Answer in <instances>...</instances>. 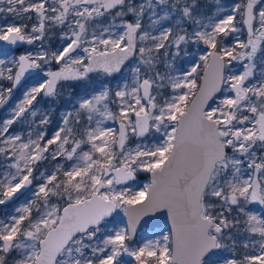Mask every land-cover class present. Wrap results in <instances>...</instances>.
<instances>
[{"label":"snow or ice","instance_id":"6c2138e0","mask_svg":"<svg viewBox=\"0 0 264 264\" xmlns=\"http://www.w3.org/2000/svg\"><path fill=\"white\" fill-rule=\"evenodd\" d=\"M215 2L0 0V264H264V0Z\"/></svg>","mask_w":264,"mask_h":264},{"label":"rangeland","instance_id":"374dc122","mask_svg":"<svg viewBox=\"0 0 264 264\" xmlns=\"http://www.w3.org/2000/svg\"><path fill=\"white\" fill-rule=\"evenodd\" d=\"M201 4L203 5L204 7V10H206L209 14H211L217 7L218 5L216 4L215 0H200ZM239 2V0H220V4L222 5H227V6H231L235 3ZM11 17V16H10ZM12 19V17H11ZM10 19V20H11ZM243 38H246L244 36H242V39ZM47 43H50L52 44V46H58L59 43H60V40H59V36L58 35H51V39L50 41H48ZM39 44L40 42L37 41L35 44L33 45H27V44H24V45H21L20 48H19V52H23V51H27V50H32V51H38L39 50ZM21 49V50H20ZM203 49H204V46L201 45L200 46V50H201V53L203 52ZM196 51V46H190L189 48V53H194ZM19 52H17V54H19ZM259 56V54H258ZM192 62H199L198 60V56L196 55H190L188 57H184L182 60H179L178 61V64H180L182 67L186 68V69H190L191 67V64ZM53 69V67H52ZM99 74H93V77H97ZM102 79V77H100ZM25 79H28L27 77ZM0 85H3L5 87L9 86L8 85V82L7 81H0ZM24 85V82L22 84V86ZM28 86H31V82H29ZM20 94V88H18L14 93H13V100H16L17 99V96ZM70 95L72 96H75L76 95V90H69V89H65L64 90V95L61 96L58 101L52 105V107L55 109L54 111L51 112V122H50V125L48 126L49 127V130L52 129V127H55L54 126V122L56 120L59 121L60 119V115L62 114L63 110L65 109V106L68 104V103H64L65 105H61L59 106L60 102L63 103L65 98L66 97H69ZM11 103V101H10ZM51 102L49 100H45L43 102V106L44 107H48V105L50 104ZM8 114V112H5L3 117L6 116ZM2 117V118H3ZM27 126L26 125H20V128L18 130H23L24 128H26ZM134 143V141H133ZM55 162H42L41 164V169L43 168H50L52 166V164H54ZM149 181L148 177H138V183H139V186H143L144 184H147ZM21 202H24V201H21ZM118 226L119 227H124L125 226V222H124V218H123V213H119L118 214ZM164 228V231L167 232L168 230L166 229V227L164 226H161ZM159 229H156L157 232H159ZM144 234V231L143 229L137 234V240H139ZM129 260V264H134V261L131 260V258H126Z\"/></svg>","mask_w":264,"mask_h":264},{"label":"flooded vegetation","instance_id":"af4514ba","mask_svg":"<svg viewBox=\"0 0 264 264\" xmlns=\"http://www.w3.org/2000/svg\"><path fill=\"white\" fill-rule=\"evenodd\" d=\"M8 18H9V20L11 19L10 16H9ZM29 23H31V22H29ZM20 50H21V49H20ZM52 67H53V70H54V69H56L57 66L53 65ZM71 96H72V95H71ZM66 98H67V97H66ZM68 98H69V97H68ZM61 105H65V104L60 102L59 106H61ZM57 122H58V120H56V121L54 122V126H56ZM52 128H53V127H52ZM139 176H140V177H144V178H145V177H148V179H149V174H148V173H141ZM148 183H150V182L148 181ZM123 218H124V222H125V216H124V215H123ZM125 224H126V222H125ZM161 226H164V222H161V223L159 224V227H161ZM159 227H158V228H159ZM158 228H157V229H158ZM166 229H167V227H166ZM141 230H142V228H139L138 231H137V234H138ZM167 230H168V229H167Z\"/></svg>","mask_w":264,"mask_h":264},{"label":"trees","instance_id":"16d2710c","mask_svg":"<svg viewBox=\"0 0 264 264\" xmlns=\"http://www.w3.org/2000/svg\"><path fill=\"white\" fill-rule=\"evenodd\" d=\"M68 102H69V100H68V97H67V98H65V100H64L63 103H68ZM7 108H8V106H5V108L0 109V118L3 117V115H4L5 112H7ZM13 127L16 128V129H19L20 128V125H14Z\"/></svg>","mask_w":264,"mask_h":264},{"label":"water","instance_id":"95a60500","mask_svg":"<svg viewBox=\"0 0 264 264\" xmlns=\"http://www.w3.org/2000/svg\"><path fill=\"white\" fill-rule=\"evenodd\" d=\"M54 70H56V69H54ZM22 83H23V81H22ZM149 182H150V175H149ZM166 219V218H165ZM125 222H127V218L125 217ZM161 222H164V220L162 219L160 222H159V224L161 223ZM139 229V228H138Z\"/></svg>","mask_w":264,"mask_h":264}]
</instances>
